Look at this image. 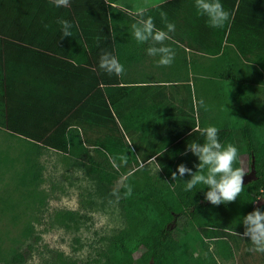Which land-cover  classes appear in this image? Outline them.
<instances>
[{"label": "trees", "instance_id": "obj_1", "mask_svg": "<svg viewBox=\"0 0 264 264\" xmlns=\"http://www.w3.org/2000/svg\"><path fill=\"white\" fill-rule=\"evenodd\" d=\"M227 1L230 10L236 5L237 9L231 23L223 26V36L226 35L225 42L234 47L239 59L247 65L221 77L235 89L229 92L230 113L240 114L243 120L239 131L235 122L231 127L219 128V138L238 147L234 166L242 168L239 154L247 155L253 176L244 182V190L236 200L211 205L204 200L206 188L184 192L183 182L173 181L171 177L181 163L196 170L197 158L186 146L192 140H203L200 130L204 126L196 129L191 116L181 130L183 134L178 133L172 139L156 137L161 141L154 139L155 142H151L154 137L147 135V130H141L142 135L137 137L140 141L136 142L135 137H126L121 129L125 115L108 94L109 86H117L118 75L100 69L99 58L105 51L117 57L115 40L119 35L113 40L112 33H118L115 17L126 15L124 11L105 0H69V8L68 5L57 8L54 0H0V127L31 144L22 178L33 174L32 152L42 147L53 149L73 158L72 165L80 167L91 180L96 197L89 201L90 206L117 202L125 224L128 217L132 219L113 237L105 239L103 255L91 264H223L233 259L240 245L250 254L252 245L247 237H240L244 227L239 220L255 208H264V0ZM78 6H86L89 13L86 17L95 18L89 22L93 35L84 40H71L73 35L64 38L61 34L51 38L39 35L47 27L60 28L57 18L67 19L73 26H85L86 17L78 15ZM246 11L249 21L244 18ZM94 22L98 25L91 24ZM80 43L86 46L87 53L78 54ZM216 74L208 72V79ZM208 100L214 110L224 97L212 90ZM88 130L98 131L101 137L93 142L88 140L83 137ZM143 141L149 149L143 160L154 157L170 190L164 195L143 192L141 180L134 175L135 169H129L132 165L139 167L133 144L137 149ZM91 148L98 152L99 159L91 155ZM123 154L127 155V162L121 164L119 157ZM113 159L119 167L113 166ZM143 167L140 168L145 170ZM120 174L121 189L127 191L132 186L130 192L137 196L138 202L127 201L114 190L112 181ZM189 178L187 174L183 177ZM62 218L80 222L86 216L67 211ZM135 232L136 247L143 248L137 259L124 243ZM32 252L31 243L16 246L7 254L0 247V264H25ZM56 261H60L59 253L55 254ZM62 264H68L67 260Z\"/></svg>", "mask_w": 264, "mask_h": 264}, {"label": "rangeland", "instance_id": "obj_2", "mask_svg": "<svg viewBox=\"0 0 264 264\" xmlns=\"http://www.w3.org/2000/svg\"><path fill=\"white\" fill-rule=\"evenodd\" d=\"M225 89L221 91L223 102L215 106V125L220 129L231 127L236 123L241 130L243 117L230 113V84L223 82ZM216 86V85H215ZM209 87L208 90H216ZM224 95V96H223ZM240 103V101H237ZM102 133V132H100ZM85 138L94 141L101 137L98 131L88 130ZM31 144L24 138L11 135L0 127V247L7 254L16 246L23 247L26 243L33 245V252L25 264H91L95 258L103 255L106 238L110 239L125 224L121 207L113 205L90 206L88 203L96 196L91 188V180L72 159L50 148H41L30 154L33 162V174L22 178L26 169V152ZM133 148L137 153L138 164L129 166L135 169L134 175L142 182V191L157 196L164 195L167 183L159 171L154 159L143 160L144 153ZM91 150V155L99 159L98 152ZM242 169L246 172V180H250L253 171L249 169L246 154H239ZM81 165L80 163H78ZM145 166V170L140 168ZM128 169V170H129ZM109 171H112L111 169ZM145 175V176H144ZM148 176V177H146ZM145 177V179H144ZM149 177L151 181L148 182ZM113 188L120 196L130 202H138L134 193L121 189L123 176L120 174L112 181ZM121 189V190H119ZM123 190V191H122ZM75 211L84 214L83 221H67L62 214ZM125 224V225H124ZM136 225V223H133ZM29 229L26 231V229ZM137 230H141L136 225ZM136 232L130 233L124 243L132 250L137 259L142 247H136ZM246 247L240 245L232 260L223 264H264V254L254 251L246 254ZM60 254V261L55 262V254Z\"/></svg>", "mask_w": 264, "mask_h": 264}, {"label": "crops", "instance_id": "obj_3", "mask_svg": "<svg viewBox=\"0 0 264 264\" xmlns=\"http://www.w3.org/2000/svg\"><path fill=\"white\" fill-rule=\"evenodd\" d=\"M105 1L126 13V15L115 13L119 33V38L115 40L117 41L116 55L124 65L125 71L118 76L117 86L108 88V94H111V98L119 103L120 110L125 115V125L121 126L124 135L137 139L142 135L143 129L147 130V135L154 137L151 142L161 141L155 138L164 136L171 138L181 133V130L187 126L186 119L191 116L195 119L196 129L199 126L215 125L217 113L209 107L208 94L212 93V90L210 92L208 88L218 86L213 92L222 96L221 90L225 88L223 85L225 80L221 77L247 65V62L239 59L234 47L225 42L226 35L223 36V27L212 28L206 23L204 17L197 15L194 0ZM222 3L226 10L231 11L230 20L227 22L231 23L237 5L230 10L227 0H222ZM139 7L148 9L147 15L153 17L158 28L164 27L159 15L160 11L166 12L168 20L175 23L176 29L170 34L171 39L165 42L175 52L174 61L170 66H158L157 58L146 54L147 45H139L133 39L131 24L137 20L135 11ZM85 8L86 6H78L76 10L78 15L86 17L89 13ZM246 8H249V4H246ZM107 15L110 22L109 11ZM130 16L135 17L134 20ZM248 16L246 11V17H244L246 21H249ZM250 16H253L252 12ZM73 21L77 24L76 19ZM90 21H95V18L88 16L85 19V26L78 24L73 26L71 40H84L93 35L89 27ZM109 29L111 34L110 23ZM85 30L87 32L84 33ZM59 34H61L60 28L53 25L51 28H45L43 34L39 35L51 38ZM234 37H238V32ZM84 48L86 46L80 43L77 49L78 54L87 53ZM210 71L217 73L215 78L208 79ZM201 100L207 105V110L201 106ZM138 141L140 140L137 139L136 142ZM137 149L143 153L149 150L144 141Z\"/></svg>", "mask_w": 264, "mask_h": 264}, {"label": "clouds", "instance_id": "obj_4", "mask_svg": "<svg viewBox=\"0 0 264 264\" xmlns=\"http://www.w3.org/2000/svg\"><path fill=\"white\" fill-rule=\"evenodd\" d=\"M69 0H54V5L66 7ZM194 8L197 15L204 17L206 23L212 28H221L229 22L231 13L225 9L222 0H194ZM148 9L139 7L135 11L137 20L131 24V35L139 45H147L145 52L148 56L156 57L158 66H170L175 58L174 50L165 42L171 39L170 34L176 29L174 22L168 20L167 13L160 11V18L164 25L158 28L151 15H147ZM60 26L61 38L71 37L73 24L63 18H57ZM119 33L113 31L112 37ZM99 68L108 74L121 75L125 71L124 65L112 53L105 51L100 55ZM202 107L207 110V105L200 101ZM220 129L216 125H208L200 130L202 141L192 140L186 150L197 158L194 165L195 171L181 163L172 172L173 181H182L184 192L193 193L194 189L204 191V200L211 205H221L234 201L244 190V176L246 172L241 167H236L239 149L232 143H223L219 138ZM121 164L127 162V155L119 157ZM114 167H119L117 161H112ZM187 174L190 178L185 180ZM200 186V187H198ZM244 227L241 238L247 237L252 247L249 251L264 254V208H255L245 214L239 220ZM235 235H238L234 232Z\"/></svg>", "mask_w": 264, "mask_h": 264}, {"label": "water", "instance_id": "obj_5", "mask_svg": "<svg viewBox=\"0 0 264 264\" xmlns=\"http://www.w3.org/2000/svg\"><path fill=\"white\" fill-rule=\"evenodd\" d=\"M246 176V175H245ZM245 176H244V182H246L247 180H246V178H245Z\"/></svg>", "mask_w": 264, "mask_h": 264}]
</instances>
